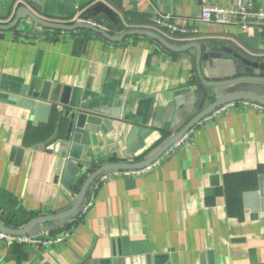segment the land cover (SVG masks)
Segmentation results:
<instances>
[{
  "label": "crops",
  "instance_id": "1",
  "mask_svg": "<svg viewBox=\"0 0 264 264\" xmlns=\"http://www.w3.org/2000/svg\"><path fill=\"white\" fill-rule=\"evenodd\" d=\"M21 1L43 21L94 20L116 38L151 28L158 16L192 22L198 38L191 44L201 48L207 82L251 76L244 60L264 64L263 27L242 30L199 21L206 5L242 3L259 11L264 0ZM16 3L0 1V25L16 19L22 8ZM196 55L194 49L169 51L148 37L110 42L87 30L41 28L28 18L0 30V222L22 229L33 218L69 210L80 173L127 163L128 157L146 160L217 99L236 93L264 98V83L204 85ZM45 82L59 85L58 99L68 103L58 102L46 124L34 122L28 109L11 101L22 89L39 90ZM202 92L201 107L195 108ZM68 107L98 121L86 125L89 145L81 161L73 162L79 172L70 186L64 183L65 165L57 170L66 155H58L61 147L52 143L58 113ZM66 123L63 119L61 133ZM134 127L149 133L144 147L130 154ZM85 200L93 201L92 208L63 242L10 248L0 242V264H264V111L230 110L194 129L188 143L145 175L98 178ZM69 222L41 223L28 235L54 239Z\"/></svg>",
  "mask_w": 264,
  "mask_h": 264
},
{
  "label": "water",
  "instance_id": "2",
  "mask_svg": "<svg viewBox=\"0 0 264 264\" xmlns=\"http://www.w3.org/2000/svg\"><path fill=\"white\" fill-rule=\"evenodd\" d=\"M106 14L111 20L114 21V18L111 14L106 11H102ZM28 18V20L45 29L63 31V32H74L77 30H87L91 31L95 34H98L100 37L110 41V42H120L124 38L128 36H142L148 37L154 40L156 43L164 47L165 49L172 52H185L191 49L196 50V70L201 82L208 87H217L233 84L236 82H251V83H264V76H261V73H264V64L261 63H253L249 64L244 60V63L247 65L245 71L249 72L251 76L242 77L227 81H219V82H207L204 80L201 74L200 69V57H201V48L196 44H188L184 47H174L170 42L166 41L164 38L159 35L146 30H130L126 33L122 34L119 37H112L107 31L101 30L94 26L85 24V23H75L73 25H64L57 23H50L43 21L36 16L32 15L27 9L21 8L16 16V19L7 25H0V30H11L14 28L20 19ZM19 27V26H17ZM20 28V27H19ZM228 58H232L227 56ZM239 60H242L240 56L234 55ZM257 72V73H256ZM60 91L59 85L51 86L50 83H43L39 90H34V86H31L28 89H22V91L11 98V101L18 103L19 106L28 109L32 113V120L36 123H44L46 124L49 120V117L53 114L56 109V104L60 102L62 105L67 106L68 103L66 100L58 99V94ZM205 94L202 92L200 96V100L194 106L195 108L201 107V103L203 101ZM235 101H246L264 108V98L259 97L254 94H246V93H236L227 95L220 99L215 100L208 107L201 110L198 114H196L192 119H190L177 133H175L166 143H164L155 153H153L149 158L141 162H133L132 157L127 158V163H105L91 173L86 174L85 178L79 188V191L76 195L75 202L73 206L62 213L48 215V216H39L31 219L22 229H15L12 227H8L0 222V232L10 236H25L28 235L33 226L41 224V223H50L63 219L72 220L80 210L84 200L87 190L91 187V185L102 175L108 174L110 172L117 171H136L141 170L149 165H151L156 160L160 159L165 152L174 145L179 139H181L189 130H191L195 125L202 120L205 116L210 114L216 108ZM66 119L67 123L63 126L64 131L61 133L62 120ZM58 127L57 132L52 139L53 142H57V144L61 147V154L66 155V160L59 159L57 170H60L63 165H65V173L66 177L64 178V183L66 185H72L74 182V177L78 174L79 168L74 165L73 162H79L82 159V154L85 146L89 145L88 132L86 130V125H95L98 121L95 117L88 115L78 109L69 108L65 111H59L58 113ZM61 133V134H60ZM149 129H139L138 127H134L131 130L129 139H128V151L130 154H134L138 150L144 147L143 139L148 135ZM60 135L62 138L60 139ZM84 173H80L78 177L80 178Z\"/></svg>",
  "mask_w": 264,
  "mask_h": 264
},
{
  "label": "built area",
  "instance_id": "3",
  "mask_svg": "<svg viewBox=\"0 0 264 264\" xmlns=\"http://www.w3.org/2000/svg\"><path fill=\"white\" fill-rule=\"evenodd\" d=\"M16 5L27 9L25 3L21 0H17ZM199 21L203 23H213L222 26H236L242 30H246L247 28H249L251 24L259 25L263 27L262 39L264 41V10L254 11L249 5L240 3L233 8L206 5L202 8ZM79 22L107 31L102 24L92 20H80ZM29 23L31 22L29 21ZM50 23H54V22H50ZM152 23L153 25L151 26V28H148L146 31L153 30L155 31V32L152 31L153 33L159 35L168 42L191 44L195 42L196 39L198 38V30L192 22L188 23L187 21H183L182 23H180L177 21H173L169 17L158 16L152 20ZM73 24L75 23L69 25H73ZM249 107L256 108L260 111H264L263 107L246 101H235L224 104L216 108L214 111H212L202 120H200L195 125V127L189 130L181 139H179L174 145H172L160 159L156 160L151 165L136 171L110 172L108 174L102 175L99 179L101 181H105L112 177L143 176L146 173L152 171L153 169L158 168L161 165V160L163 159V157L169 155L170 153L174 152L178 148L188 143L192 137V133L194 129L215 120L216 118L220 117L221 115L227 113L230 110H243ZM92 206H93V201L84 200L77 215L69 222L68 230L61 236H58L54 239H49L48 237L46 238V236H41V237L29 236V235L10 236L0 232V242L3 245H5L7 248L13 247L15 245L46 246V245L61 243L66 238H68L69 229L73 228L75 226V223L80 222L84 218V216L88 213V211L92 208Z\"/></svg>",
  "mask_w": 264,
  "mask_h": 264
},
{
  "label": "trees",
  "instance_id": "4",
  "mask_svg": "<svg viewBox=\"0 0 264 264\" xmlns=\"http://www.w3.org/2000/svg\"><path fill=\"white\" fill-rule=\"evenodd\" d=\"M93 21H94V20H93ZM45 31H48V30H45ZM96 168H97L96 166H93L92 169H91V172H92L93 170H95ZM91 172H90V173H91ZM85 175H86V174L82 175L80 178L77 179V182H76L75 185L72 187V192H73V194H77V193H78L79 188H80V186H81V184H82V182H83V180H84V178H85Z\"/></svg>",
  "mask_w": 264,
  "mask_h": 264
}]
</instances>
